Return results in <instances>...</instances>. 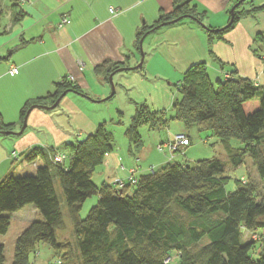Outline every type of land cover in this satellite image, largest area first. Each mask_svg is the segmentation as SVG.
Here are the masks:
<instances>
[{"label": "trees", "instance_id": "trees-1", "mask_svg": "<svg viewBox=\"0 0 264 264\" xmlns=\"http://www.w3.org/2000/svg\"><path fill=\"white\" fill-rule=\"evenodd\" d=\"M8 1L11 9L18 8L20 0ZM172 3L170 13L160 12L153 26L141 28L136 35L137 45L150 31L179 17L202 26L204 14L196 10L193 0ZM242 3H237L228 27L212 31L202 26L209 42L213 38L220 40L240 19L264 10V6L241 10ZM1 12L2 8L0 16ZM118 68L104 64L97 66L94 74L108 81ZM69 91L76 88L64 80L55 85L52 94L26 103L20 110L21 123L31 106H51ZM177 92L180 98L171 107V118L164 113L158 117L145 107L135 112L125 132L128 142L139 149V126L156 130L168 121H178L185 129L194 128L198 133L216 137L232 169L240 168L249 158L264 180V87L241 77L213 84L205 66L197 64L183 73ZM255 98L259 99L258 108L246 114L243 104ZM12 127L0 115V132L14 136ZM231 140L237 141L238 146L233 148ZM53 149L67 155L64 164L50 162ZM113 151L112 133L100 124L93 134L74 144L36 147L18 155L27 163L41 160L43 165L36 166L33 175L16 177L10 173L0 179V237L7 233L12 214L29 206L38 213V218L17 237L11 264H30L29 258L39 245H46L60 258L50 264H71L74 254L78 264H169L174 255L176 260L170 264H264V253H251L256 244L252 238L242 243L245 233H254L258 238L264 235V187L260 200H256L252 184L242 181H236L235 191L227 193L226 163L211 158L198 160L192 166L168 162L157 172L151 169L146 175L135 174V183L127 182L119 193L111 183L97 187L92 181L94 170ZM55 181L66 206L73 249L58 237L64 219ZM94 196L96 202L81 219L83 204ZM173 206L179 215H174ZM194 246L198 248L193 249ZM4 263V246L0 243V264Z\"/></svg>", "mask_w": 264, "mask_h": 264}, {"label": "crops", "instance_id": "crops-1", "mask_svg": "<svg viewBox=\"0 0 264 264\" xmlns=\"http://www.w3.org/2000/svg\"><path fill=\"white\" fill-rule=\"evenodd\" d=\"M208 1L210 12L201 25L212 31L220 30L230 20L231 2ZM1 4L0 115L5 124L13 125L14 133L22 126L19 114L23 106L52 94L55 85L65 80L76 91H69L61 98L54 114L67 122L69 131L75 134H71L75 141L93 134L100 124L88 118L82 103L87 101L83 97L96 99L98 104L113 95L109 81L94 74V69L104 64L117 65L118 69L140 65L135 70L115 72L112 77L115 90L126 93L129 106L145 107L158 117L161 113L166 118L172 117L171 107L178 100L175 97L177 86L183 73L193 65L203 64L213 84L218 80L241 77L264 87V62L258 57L264 45V10L240 19L220 40L213 38L210 42L205 29L192 20L183 19L156 28L144 37L142 44L146 45V52L143 59L138 54L136 35L143 26H153L160 12L170 13L172 0H29L25 4L18 3L15 9H11L8 0H1ZM260 6H264V0H253L244 10ZM198 10L202 9L198 7ZM64 17L66 23L59 28ZM77 61L82 62V70L77 67ZM11 67L17 68L14 76L9 74ZM258 104L259 99L255 98L243 104V110L249 114L258 108ZM41 111L49 113L52 110H31L20 135L0 134V179L17 170L11 163L12 152L23 155L36 147L66 144L70 133L65 134L63 129H56L60 143L56 139L51 145L44 143L48 137L39 136L40 130L54 135L39 126L37 118L42 115ZM169 122L172 121L156 131L168 130ZM194 131L183 127L174 134H185L190 139L189 132ZM168 134L172 135L171 132ZM22 160L21 174H32L43 165L41 160L31 163ZM118 160L112 152L105 157L103 165L117 169ZM29 164L34 170H27ZM132 168L127 167L122 176L116 173V177L126 179ZM101 181L109 185L112 179L106 177ZM26 214L33 217L26 221L23 229L38 218V213L30 206L15 215L22 219Z\"/></svg>", "mask_w": 264, "mask_h": 264}, {"label": "rangeland", "instance_id": "rangeland-1", "mask_svg": "<svg viewBox=\"0 0 264 264\" xmlns=\"http://www.w3.org/2000/svg\"><path fill=\"white\" fill-rule=\"evenodd\" d=\"M230 1V0H229ZM240 0H235V2H231V6L228 9V14L233 6H235L237 3H239ZM253 0H245V2L242 3L240 6V9H245L247 7H250V3ZM194 5L196 7V10L200 14H204L203 21L207 19L208 11L210 12V9L208 8L209 1L208 0H193ZM198 7H200L202 10H198ZM2 8V4L0 5V9ZM189 20V19H185ZM224 28V27H223ZM222 29V28H221ZM137 47V42H136ZM139 48V43H138ZM145 52H146V45L142 44L141 46V54L140 57L143 55V59L145 58ZM264 45L262 47V51L259 52V59H261L263 62V58L260 57V55H263L264 53ZM150 81L153 79L151 77H148ZM113 83V96L110 100L104 99L100 103H96L97 101L92 98H85L83 97V100H87L82 103V110L83 112L88 116L89 119L97 122V124H104L108 131L112 133L113 136V144H114V151L113 153L117 155L118 160V167L117 169H114L110 166V168H105V166L102 165L98 166L93 174H92V181L96 184L97 187H100L102 185V179H112L115 180H122L116 177V173H119L120 176L126 172L127 167L131 166L135 169H130L134 171H138L136 174V177L142 174H149L151 171V168L154 169V172L159 171L160 169L164 168L168 162L169 163H187L188 166H192V164L198 160L203 159H211V158H218L221 159L224 163H226V172L224 174V177L228 178V181L225 185V190L227 193H232L236 189V181H242L245 183L252 184V187L255 191V198L256 200H260L261 196L263 194V187H264V180H261L256 172L255 167L252 165V162L249 158H247L244 162V164L238 168V169H232L226 161L224 150L222 148V145L220 141L211 135L210 133H198L196 130L194 132H189L190 135V146L186 148L185 154H175L172 161H168L169 159V153L166 148H162V152H159L156 149L157 145H165L169 141H172L177 131L182 130L183 126L178 121H172L169 122L170 126L167 129H162L161 131L156 130H150L147 126L141 125L137 129V133L140 137L141 145L139 149H136L134 146H132L128 139L125 136L126 130L129 128L131 124V119L135 115V112L140 108V106H134V105H128L126 93L121 92L119 90H115V85ZM109 86H111L109 82ZM110 94V93H109ZM175 97L179 99V94L177 91H175ZM101 101V100H100ZM42 115H39L37 118V121L39 123V126H43L47 128L51 133L54 135V137L49 136L48 132L44 130H40L39 136L45 137L47 136L48 139H44V143H50L53 142L54 139L58 143H60L59 134L57 133L56 129H63L64 133L68 135L70 133V137H68L66 144H74L76 141L71 136V134L75 135L73 132L71 133L67 127V122L63 120L62 118L57 117L56 109L50 111L49 113H44L41 111ZM52 114H54L52 116ZM172 115V114H171ZM50 117V118H49ZM170 117V115L168 116ZM50 119V120H49ZM51 122V123H50ZM194 130V129H192ZM172 133V135H169L168 133ZM14 133V132H13ZM79 135V134H78ZM177 135V134H176ZM80 136V135H79ZM171 136V137H169ZM169 137V138H168ZM189 138V137H188ZM47 141V142H46ZM63 145V144H62ZM230 145L235 148L238 146V142L235 140L230 141ZM47 148H61L60 144H52L51 146L45 145ZM17 153V152H16ZM19 154V153H18ZM17 154V155H18ZM11 155V154H10ZM109 155L106 154L104 156L103 162L105 160V157ZM168 157V159H166ZM23 158V157H22ZM21 157L18 158V160H13L11 163L14 164V170L12 173L16 177H21L24 175H33L35 173V170L33 168L32 164L28 165L29 171L34 170L32 174H21L20 169L21 167L20 162L22 160ZM35 166V163H33ZM128 170V175L126 179H123L122 181L127 183V179L130 175ZM55 191L57 195L59 196L60 200V208L64 219V226L63 228L58 232V237L60 241L64 243H69L71 248L73 249V237L72 232L70 228V223L67 219V213H66V206L64 203L63 195L61 192V189L58 185V183L54 182ZM96 200V197H92L88 199L82 207L80 217L81 219H84L90 209V207L94 204L93 202ZM174 215L180 214L177 212L176 208L173 206ZM16 214V213H15ZM11 215L10 217V226L7 231V233L4 236L0 237V243H3L4 245V257H5V263L4 264H11L14 246L17 237L22 231L23 225L26 223L28 219H31L29 214H26L22 219L19 218L18 215ZM221 215V214H220ZM214 216V215H213ZM216 216V215H215ZM40 219V217H39ZM182 219L187 221L185 217L182 216ZM30 221V220H29ZM263 237L258 238L256 234L254 233H245L243 236L242 243L245 244L248 242L249 238H252L255 241V245H253V248L251 250V253L253 255H256L258 253H264V235ZM256 238V239H254ZM198 248V246H194L193 249ZM71 253L74 252V250L70 251ZM74 254V253H73ZM62 255V253L60 254ZM70 256V254L66 255ZM258 257V255H257ZM255 257V258H257ZM60 259L58 256H56L53 251H51L46 245H39L37 250L35 251V255H31L29 258L30 264H50L55 262L56 260ZM176 257L175 255L172 257L171 261H175ZM169 262V264L171 263ZM71 264H78V260L75 257V254L73 255L72 260L70 261Z\"/></svg>", "mask_w": 264, "mask_h": 264}, {"label": "built area", "instance_id": "built-area-1", "mask_svg": "<svg viewBox=\"0 0 264 264\" xmlns=\"http://www.w3.org/2000/svg\"><path fill=\"white\" fill-rule=\"evenodd\" d=\"M29 0H20V4H25L27 3ZM112 12V10H110ZM66 23V18H62L61 22L59 23L58 27H62L63 24ZM264 53V52H263ZM261 58L264 59V54L263 55H260ZM77 67L82 70L83 68V64L81 61H77ZM9 74L11 76H14L17 74V68L16 67H11L10 71H9ZM70 81L72 82L73 79L70 78ZM255 84H257L255 82ZM189 147V139L187 137V135L185 134H177L174 136L173 140L172 141H169L167 144L161 146V145H157L156 146V149L159 151V152H162V148H166L168 153H169V159L168 161H172L173 160V157L175 156V154H180V155H183L184 154V151L186 150V148ZM47 148V147H45ZM11 158L13 159H16L18 158V155L15 153V152H12L11 153ZM50 162L54 165V164H64L66 161H67V155L62 152V151H57L56 149H53L51 154H50ZM135 171L134 170H130L129 173V178L127 179V182L130 183V184H133L135 183L134 181V173ZM113 189L119 193H121V191L124 189L126 183H124L123 181H113L111 182L110 184ZM256 239V238H254ZM256 241V240H255ZM168 262V261H166Z\"/></svg>", "mask_w": 264, "mask_h": 264}, {"label": "water", "instance_id": "water-1", "mask_svg": "<svg viewBox=\"0 0 264 264\" xmlns=\"http://www.w3.org/2000/svg\"><path fill=\"white\" fill-rule=\"evenodd\" d=\"M243 1H244V0H240L239 3H242ZM237 5H238V4H236L235 6H233L232 9L230 10V20H229L228 24H227L225 27H228V26L231 24V22H232V20H233V16H234V9H235V7H237ZM183 19H185V17H179V18H177L176 20H173V21H171V22H169V23H167V24L171 25V24L177 23V22H179V21H181V20H183ZM144 37H145V36H144ZM144 37H143V38L140 40V42H139V51H140V54H141V46H142V43H143ZM141 58H143V55L141 56ZM138 67H140V65H138V66L135 67V68H129V69L121 68V69H118V70L115 71V72L118 73V72H124V71H129V70H135V69H138ZM115 72L111 73V74L109 75V77H108V81H109L110 84H111L112 92H113V88H114V87H113V83H112V77L115 75ZM66 93H67V92H65L64 94H62V96H61V97H60V98H59V99H58L53 105H51V106H39V105H33V106H31L30 109H29L28 112H27V115L25 116V118H24V120H23V123H22V126H21L20 131H19L18 133H13V134H14V135H20V134H22V132H23V130H24V128H25V125H26L27 117H28L29 113L31 112V110L36 109V108H40V109H43V110H53V109H55V108L58 106V104H59L61 98H62L63 96H65ZM0 134H1V135H9L10 133H9V132H0Z\"/></svg>", "mask_w": 264, "mask_h": 264}, {"label": "bare ground", "instance_id": "bare-ground-1", "mask_svg": "<svg viewBox=\"0 0 264 264\" xmlns=\"http://www.w3.org/2000/svg\"><path fill=\"white\" fill-rule=\"evenodd\" d=\"M113 181H117V179H115V180H113ZM113 181H112V182H113ZM119 181H122V180H119Z\"/></svg>", "mask_w": 264, "mask_h": 264}]
</instances>
